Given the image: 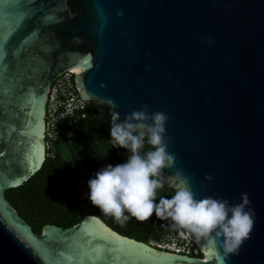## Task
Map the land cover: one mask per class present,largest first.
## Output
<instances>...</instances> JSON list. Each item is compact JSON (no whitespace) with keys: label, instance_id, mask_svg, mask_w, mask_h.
Returning a JSON list of instances; mask_svg holds the SVG:
<instances>
[{"label":"water","instance_id":"water-1","mask_svg":"<svg viewBox=\"0 0 264 264\" xmlns=\"http://www.w3.org/2000/svg\"><path fill=\"white\" fill-rule=\"evenodd\" d=\"M64 70L86 114L168 116L164 184L231 205L248 194L255 223L237 254L186 229L201 258L163 251L94 215L32 231L4 193L44 161L48 87ZM0 264H264V0H0Z\"/></svg>","mask_w":264,"mask_h":264},{"label":"clouds","instance_id":"clouds-1","mask_svg":"<svg viewBox=\"0 0 264 264\" xmlns=\"http://www.w3.org/2000/svg\"><path fill=\"white\" fill-rule=\"evenodd\" d=\"M167 119L159 111L149 114L148 105L126 115L123 121L118 112H113L111 144L127 149L129 156L126 162L109 164L89 179L88 199L118 223H125L129 217L145 222L153 214L158 219L171 218L176 226L188 230L197 239L215 243L222 237L223 253L237 254L250 238L255 223L254 210L250 207L246 210L251 203L247 193H241L242 202L236 205L213 197L197 200L188 181L181 179L182 187L171 199L161 198L156 202L157 190L163 186L160 177L176 161L175 155L167 151L171 140L165 136ZM145 141L152 148L142 153ZM176 174L179 176L180 172Z\"/></svg>","mask_w":264,"mask_h":264},{"label":"trees","instance_id":"trees-1","mask_svg":"<svg viewBox=\"0 0 264 264\" xmlns=\"http://www.w3.org/2000/svg\"><path fill=\"white\" fill-rule=\"evenodd\" d=\"M112 114L105 105L89 103L86 117L69 126L71 133L61 135L56 141L54 156H46L40 168L22 184L5 190L7 201L34 233L39 234L46 225L69 228L86 215H94L119 234L146 244L161 236L164 219H158L155 214L145 222L129 217L121 224L113 216L103 214L88 199V181L92 177L87 172L124 163L129 156L127 149L111 144ZM151 148L145 141L141 152ZM161 182L157 203L161 198L171 199L176 192L162 179ZM191 256L201 258L202 253L199 250Z\"/></svg>","mask_w":264,"mask_h":264},{"label":"built area","instance_id":"built-area-1","mask_svg":"<svg viewBox=\"0 0 264 264\" xmlns=\"http://www.w3.org/2000/svg\"><path fill=\"white\" fill-rule=\"evenodd\" d=\"M75 72L62 71L49 87L45 104L43 133L44 157H53L56 141L63 134H70L68 128L86 117L83 102L74 83ZM150 245L171 253L192 255L199 251L183 228L175 225L171 218H164L161 236Z\"/></svg>","mask_w":264,"mask_h":264},{"label":"flooded vegetation","instance_id":"flooded-vegetation-1","mask_svg":"<svg viewBox=\"0 0 264 264\" xmlns=\"http://www.w3.org/2000/svg\"><path fill=\"white\" fill-rule=\"evenodd\" d=\"M56 63H58V58H57V56H52L51 58H50V60H49V66H51V65H54V64H56ZM149 245H150V243H148ZM153 247V246H152Z\"/></svg>","mask_w":264,"mask_h":264},{"label":"rangeland","instance_id":"rangeland-1","mask_svg":"<svg viewBox=\"0 0 264 264\" xmlns=\"http://www.w3.org/2000/svg\"><path fill=\"white\" fill-rule=\"evenodd\" d=\"M98 171H100V170H98V169H93V170L88 171L87 173H88L92 178H94L96 172H98Z\"/></svg>","mask_w":264,"mask_h":264},{"label":"bare ground","instance_id":"bare-ground-1","mask_svg":"<svg viewBox=\"0 0 264 264\" xmlns=\"http://www.w3.org/2000/svg\"><path fill=\"white\" fill-rule=\"evenodd\" d=\"M205 252V251H204ZM205 254H206V252H205Z\"/></svg>","mask_w":264,"mask_h":264}]
</instances>
